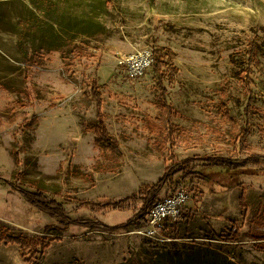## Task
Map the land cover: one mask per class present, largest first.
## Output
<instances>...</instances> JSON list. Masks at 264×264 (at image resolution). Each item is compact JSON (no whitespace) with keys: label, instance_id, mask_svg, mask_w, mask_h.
<instances>
[{"label":"rangeland","instance_id":"374dc122","mask_svg":"<svg viewBox=\"0 0 264 264\" xmlns=\"http://www.w3.org/2000/svg\"><path fill=\"white\" fill-rule=\"evenodd\" d=\"M40 16L42 33L21 31L19 20ZM145 50L177 67H164L179 111L174 143L155 129L153 65L130 77L119 63ZM95 81L121 155L90 130ZM193 156L239 166L181 163ZM177 162L208 177L186 181L189 201L157 237L141 231V198L122 210L108 205ZM7 180L62 203L81 223L50 216ZM230 230L233 239L212 236ZM18 237L47 246L23 252ZM0 264H264V0H0Z\"/></svg>","mask_w":264,"mask_h":264},{"label":"trees","instance_id":"16d2710c","mask_svg":"<svg viewBox=\"0 0 264 264\" xmlns=\"http://www.w3.org/2000/svg\"><path fill=\"white\" fill-rule=\"evenodd\" d=\"M18 23H19V26L21 27V31L24 30L26 32L27 29H30V31H36L40 29V27H41V33L45 30V21L41 18V16H40V22L37 18H32L28 22L25 20L24 21L19 20ZM152 65H153L154 74L157 77L158 90H160L158 94L159 104H160V112L158 115L159 122L155 126V129H157V132L159 133L160 138L162 140H167V141L171 140V142L174 143L176 141L175 140L176 136L179 133L178 132L179 127L175 126L172 117L179 114V111L175 109L171 103L168 102V99H167L168 91L166 90V86L164 83L166 79L164 67L168 66V67H171L173 70H177V67L171 64V62H169L168 60H165L164 56L161 53H159V51L157 50L153 51V64ZM250 82L251 81L248 79L247 84L249 85ZM91 92H92L93 98L96 101L98 122L91 125L90 130L94 132V134L97 136L99 141L106 144L105 148L112 150L118 155H121L122 152H121V149L118 147L117 140L108 131L106 120H105V114L103 112V106H102L103 105L102 92L96 81L92 85ZM224 96H225V93L223 97ZM220 112L223 117L227 118L228 120L232 122L234 121L232 119V116H230L229 114L227 104L223 103V100L220 101ZM152 127H154V125H152ZM246 130H247L246 132L248 133L249 130L248 129ZM192 159H198L202 161L208 167L217 168L219 169V171L226 170V171L232 172L236 167L239 166V164H235V163L233 164L232 162L226 159H223V158L219 159L215 156H205V157L193 156L191 159H185L181 163L190 162ZM178 165H180V162H177V164L174 163L171 166H168L165 172L163 173V176L155 184L150 185V187L142 188L136 194H133L130 197L122 199L121 201L109 203L108 205L112 206V209L114 210H122L125 204H127L129 200H134L137 197L141 198L143 206L137 212L136 217L143 225H146L148 222L147 216L150 212V209L152 208V206L154 205L156 201L162 198V197L161 198L159 197V194L168 183L173 185L172 186L174 189L173 191H175L178 189V187L184 186L186 181H189V183L194 184L195 181H198L199 179L206 180L208 177L207 175H203L202 172H198L195 170H192V171L189 170V167H187L188 165H181L176 170L175 168ZM179 171H181V174H182L181 177H179L177 180L172 182L171 181L172 176L178 173ZM5 182L10 184L12 188L17 190L20 194H23L31 204L47 212L50 216L58 217L61 219L62 222L67 221L69 223H74V224L81 223L73 219H69L67 217L65 207L63 206L62 203L54 199H50V201H46L44 200V198L42 199L41 194L34 193L24 188H21L18 185V183H15L13 181L7 180ZM243 198H244V192H242L240 196V201H243ZM129 222L122 223V224L112 226V227L113 228L126 227L129 225ZM82 224L91 225V223H82ZM106 227L108 228L109 226H106ZM236 234H237V231L233 232L232 230H230V232L227 234L226 233L217 234L214 231L212 232V236L220 240L233 239L236 237ZM14 241L17 243V245L21 248L23 252L26 251V249L30 248L31 245H33L36 248L38 246H41L42 248L47 246V243L45 241L38 240L37 242H34V241L27 239L26 237L14 238Z\"/></svg>","mask_w":264,"mask_h":264},{"label":"built area","instance_id":"2783aa9c","mask_svg":"<svg viewBox=\"0 0 264 264\" xmlns=\"http://www.w3.org/2000/svg\"><path fill=\"white\" fill-rule=\"evenodd\" d=\"M119 63L124 65L130 77L141 76L146 67L153 64V51L133 53L120 58ZM190 189L185 186L169 191L160 200L156 201L147 216L148 222L141 228L148 237H157L167 220H178L186 202L190 199Z\"/></svg>","mask_w":264,"mask_h":264}]
</instances>
